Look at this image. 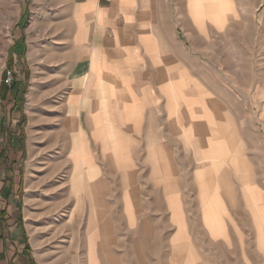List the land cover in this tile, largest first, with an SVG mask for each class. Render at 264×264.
I'll return each instance as SVG.
<instances>
[{
	"label": "rangeland",
	"instance_id": "374dc122",
	"mask_svg": "<svg viewBox=\"0 0 264 264\" xmlns=\"http://www.w3.org/2000/svg\"><path fill=\"white\" fill-rule=\"evenodd\" d=\"M189 7L198 27L205 19L218 27L181 38L213 68L214 107L223 115L198 127L199 145L190 148L198 155L195 177L185 162L189 147L182 156L162 148L152 157L165 164L163 194L143 180L148 149L133 146L126 131L117 133L116 163L84 169L83 157L72 159L80 152L74 133L81 140L60 129L63 100L43 71L33 72L30 47L15 49L31 0H0V93L6 72L25 87L14 113L12 96H0L6 135L21 147L11 148L0 133V189L11 185L19 210L2 200L0 208L7 232L24 234L35 264H264V0H190ZM206 81L199 78L201 87ZM191 135L182 133L185 144ZM207 140L212 148L202 144ZM18 217L22 227L11 228Z\"/></svg>",
	"mask_w": 264,
	"mask_h": 264
},
{
	"label": "crops",
	"instance_id": "0c3cea01",
	"mask_svg": "<svg viewBox=\"0 0 264 264\" xmlns=\"http://www.w3.org/2000/svg\"><path fill=\"white\" fill-rule=\"evenodd\" d=\"M189 2L31 0L29 26L15 38L19 40L15 49L30 47L33 72L43 71L54 98L63 100L60 129L79 132L84 169L116 163L117 133L126 131L135 141L133 146L148 149L143 165L150 170L143 180L161 188L163 194L165 164L152 158L162 153L160 149L178 148L182 156V148L189 147L184 149L185 162L195 177L198 155L190 148L199 145L198 127L210 128V116L217 111L223 115V109L215 111L214 107L213 68L199 61L191 44L181 38L218 27L210 19L198 27ZM229 15L225 19H230ZM203 77L207 81L201 87L199 78ZM31 82L32 90L37 89V81ZM0 96L5 101L12 96V112L18 110V98L13 94L1 87ZM72 122H77V127ZM0 126L5 137L2 117ZM183 132L192 134L188 145L183 142ZM202 144L213 146L209 140ZM5 190L0 189V200L5 206L9 201L8 209H18L14 200L10 201L12 194L5 199ZM16 222L11 228L20 229V217ZM8 227L1 207L0 264H35L24 234L8 233Z\"/></svg>",
	"mask_w": 264,
	"mask_h": 264
},
{
	"label": "trees",
	"instance_id": "16d2710c",
	"mask_svg": "<svg viewBox=\"0 0 264 264\" xmlns=\"http://www.w3.org/2000/svg\"><path fill=\"white\" fill-rule=\"evenodd\" d=\"M22 55V51L19 52V55L20 56ZM11 59H9V64H8V67L7 69L10 71L12 69V57H10ZM7 73V72H6ZM6 73H4L3 75V81H2V86L5 88V89H8V92H10L11 94H13V98H19L21 97L24 92H25V87H23L22 85H18L17 82H15V78L12 77V80H11V83L9 85L5 84V80H6ZM27 78V76H26ZM15 95V96H14ZM5 140L6 142H8V145H11V148L13 149H18L19 148V144H20V140L17 138L16 139V142L13 141L12 139V136L9 134V135H6L5 133ZM21 149V147L19 148ZM3 156L2 154H0V165H5V161L4 159H2ZM7 184L5 185V199L7 200L9 195L12 193L11 191V185L7 186ZM28 248V246L26 245V249ZM28 250V249H27Z\"/></svg>",
	"mask_w": 264,
	"mask_h": 264
},
{
	"label": "bare ground",
	"instance_id": "6f19581e",
	"mask_svg": "<svg viewBox=\"0 0 264 264\" xmlns=\"http://www.w3.org/2000/svg\"><path fill=\"white\" fill-rule=\"evenodd\" d=\"M199 1H201V0H196V2L197 3H199ZM89 85V84H88ZM88 96V95H87ZM98 102V101H97ZM94 103V102H93ZM99 103V102H98ZM99 106V105H98ZM110 108V107H109ZM99 109V108H98ZM100 114V113H99ZM112 116V115H111ZM113 118V117H112ZM114 121V120H113ZM126 128V127H125ZM83 134V133H82ZM76 141H77V144H75L74 145V149H76L77 148V145H78V147H79V149L78 150H80V152L78 153H76V151H74V149H72L74 152H72L71 153V156H72V159L74 160V161H76V162H78V158L79 159H81L80 157H83L84 155L83 154H85V151H84V149H83V147H80L79 146V144L81 143L79 140H77V135H75V133H74V137H73V142H75L76 143ZM79 142V143H78ZM114 147V146H113ZM116 149V148H115ZM111 152V151H110ZM215 152H216V154L217 153H221L222 151H221V149H219V148H215ZM215 154V153H214ZM75 163V162H74ZM75 164H77V163H75ZM75 167H76V165H75ZM82 177H84V176H82ZM81 178V177H80ZM79 178V179H80ZM79 179H78V182H79ZM80 183V182H79ZM81 183H84V182H81ZM80 183V184H81ZM77 185H79L77 182H76V184L73 186L74 188H75V193L76 194H78V192H79V189H78V186ZM210 207V206H209ZM211 209V208H210ZM212 211V210H211ZM216 211V210H215ZM217 213V212H216ZM211 215V214H210ZM217 215V214H216ZM213 216V215H212ZM211 217V216H210ZM216 227V226H215Z\"/></svg>",
	"mask_w": 264,
	"mask_h": 264
},
{
	"label": "built area",
	"instance_id": "2783aa9c",
	"mask_svg": "<svg viewBox=\"0 0 264 264\" xmlns=\"http://www.w3.org/2000/svg\"><path fill=\"white\" fill-rule=\"evenodd\" d=\"M11 80H12V77L10 76L9 73H7V77H6V80H5V84L9 85L11 83Z\"/></svg>",
	"mask_w": 264,
	"mask_h": 264
}]
</instances>
